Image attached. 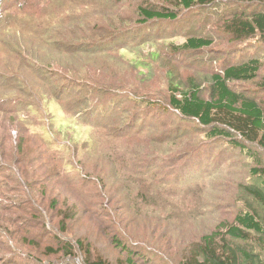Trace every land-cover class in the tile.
Instances as JSON below:
<instances>
[{
  "label": "rangeland",
  "instance_id": "374dc122",
  "mask_svg": "<svg viewBox=\"0 0 264 264\" xmlns=\"http://www.w3.org/2000/svg\"><path fill=\"white\" fill-rule=\"evenodd\" d=\"M151 1L84 0L77 23L84 29L72 36L70 25L49 20V0H0L3 28L27 7L16 26L0 30V264H88L84 249L110 264H182L202 237L251 204L245 186H259L252 170L264 166L263 150L237 136L240 145L207 139L206 129L168 100L175 86L193 84L207 98L215 73L250 59L264 63V45L234 42L221 29L264 6L219 0L181 11L175 22L141 27L138 8ZM50 12L68 23L79 7L53 4ZM30 24H47L65 42L42 47L50 50L45 56L36 48L40 39L27 35ZM192 37L213 44L177 49ZM233 86L264 108V69ZM110 136L116 145L104 141ZM95 142L103 155L94 153ZM76 144L85 146L84 173L76 172ZM114 165L161 191L155 206L139 209ZM95 179L103 190L89 182ZM73 186L86 196L88 188L93 199L81 200ZM66 242L75 245L73 255L46 249Z\"/></svg>",
  "mask_w": 264,
  "mask_h": 264
},
{
  "label": "trees",
  "instance_id": "16d2710c",
  "mask_svg": "<svg viewBox=\"0 0 264 264\" xmlns=\"http://www.w3.org/2000/svg\"><path fill=\"white\" fill-rule=\"evenodd\" d=\"M219 0H155L149 4L140 6L137 11V23L142 26L153 25L158 23L175 22L179 20L181 11L189 12L196 9H208L217 4ZM232 1V0H230ZM247 7L264 6V0H236ZM25 3V2H23ZM55 4L58 7L74 6L79 7L78 15H72L68 23L65 18L57 16L50 12L51 6ZM84 0H49L46 14H49L50 19L59 21V28H68V34L72 36H81L80 28L84 27L77 24L79 21L80 6ZM39 5V4H38ZM31 7V5H29ZM25 4L19 8L20 11L16 17L9 19L6 28L2 24L0 30L7 29L10 26H16L20 21V12L25 11ZM29 9V8H28ZM101 10V8H100ZM24 14V13H23ZM3 19V18H0ZM25 20H29L26 18ZM14 23H10V22ZM89 22V21H88ZM119 18L114 20V26H119ZM33 24V23H32ZM30 24L27 35L29 39H40V43L36 44L38 51L50 54V50L57 48L58 43L65 42L60 38H56L54 28L47 24H42L40 29ZM32 25V26H31ZM74 25V26H72ZM12 26V27H13ZM87 30L88 25L85 26ZM113 27V26H112ZM117 27H115L117 29ZM95 29V27L93 28ZM112 29L114 31H119ZM223 34L234 42L245 43L248 47H257L264 45V11L245 15L233 16L223 22ZM62 36V34H60ZM79 37H76V39ZM213 41L204 37H192L186 40L184 44L177 49L181 52L198 51L204 48H209ZM87 45V44H86ZM47 48L50 50L42 49ZM57 51V50H56ZM45 53V56H47ZM264 69V63L259 59H250L246 62L237 63L223 69L221 72L211 76V84L209 86V96L207 98L201 95V89L196 85H192L186 90H180L178 86L172 88V93L169 96L170 106L185 119L193 120L206 129L205 136L209 140L224 139L231 140L233 144L240 145L235 142V137L251 145H258L264 153V108L256 101L236 91L233 83L240 81H253L257 79ZM106 138L107 143L116 145V137ZM104 138V137H103ZM101 140V139H100ZM102 142V141H101ZM129 146V145H128ZM94 153L103 155L104 149L100 150V144L94 143ZM19 148V147H18ZM85 148L76 144L74 157L78 158L80 168L74 171L84 173L85 155H81V151ZM24 151V148L19 150V155ZM112 161V155L106 154ZM114 164V163H113ZM114 172L126 182H129L132 199L139 206L142 204H152L155 206L157 201L162 197L161 191L152 192L151 188H146L137 183L141 181L144 185L143 178L126 176L129 172L124 168H116ZM253 178L259 182V186L246 185L245 193L251 198L252 202L247 203L246 208L240 212L231 224H221L217 229L210 234L202 237V239L193 247L192 252L184 256L182 264H264V166L252 170ZM136 179V180H132ZM96 190L102 189L101 182L98 179L90 180ZM132 185V186H131ZM105 186V183H104ZM84 189V187H83ZM75 195L81 200L86 198L93 199L92 191L87 188L84 191L86 195L79 194L77 186L71 187ZM134 192V193H133ZM138 192H143L140 196ZM32 201V200H31ZM30 201V202H31ZM140 209V206H139ZM139 212V210H138ZM67 217V215H65ZM67 245L58 243L57 248L47 246V251L50 253H61L73 255L72 249L79 247L84 249L83 243L77 242L76 247L70 242ZM86 254L88 264H110L102 258L92 259L90 250L83 251ZM130 264H134L129 260Z\"/></svg>",
  "mask_w": 264,
  "mask_h": 264
}]
</instances>
